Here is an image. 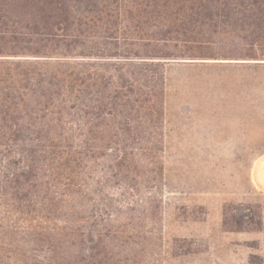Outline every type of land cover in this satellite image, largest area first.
Returning <instances> with one entry per match:
<instances>
[{
  "label": "trees",
  "instance_id": "1",
  "mask_svg": "<svg viewBox=\"0 0 264 264\" xmlns=\"http://www.w3.org/2000/svg\"><path fill=\"white\" fill-rule=\"evenodd\" d=\"M187 60L264 61V0H0V208L27 223L0 219V264L137 263L161 169L132 145Z\"/></svg>",
  "mask_w": 264,
  "mask_h": 264
},
{
  "label": "rangeland",
  "instance_id": "2",
  "mask_svg": "<svg viewBox=\"0 0 264 264\" xmlns=\"http://www.w3.org/2000/svg\"><path fill=\"white\" fill-rule=\"evenodd\" d=\"M219 62L160 68L163 117L132 145L157 151L161 169L134 199L136 264H264V196L250 177L264 155V61ZM0 219L27 228L3 208Z\"/></svg>",
  "mask_w": 264,
  "mask_h": 264
},
{
  "label": "crops",
  "instance_id": "3",
  "mask_svg": "<svg viewBox=\"0 0 264 264\" xmlns=\"http://www.w3.org/2000/svg\"><path fill=\"white\" fill-rule=\"evenodd\" d=\"M250 177L253 188L264 196V155L254 162Z\"/></svg>",
  "mask_w": 264,
  "mask_h": 264
},
{
  "label": "water",
  "instance_id": "4",
  "mask_svg": "<svg viewBox=\"0 0 264 264\" xmlns=\"http://www.w3.org/2000/svg\"><path fill=\"white\" fill-rule=\"evenodd\" d=\"M180 62H183V63H194V62H208V61H190V60H187V61H180ZM211 62H217V61H211ZM220 63H227V61H220Z\"/></svg>",
  "mask_w": 264,
  "mask_h": 264
}]
</instances>
